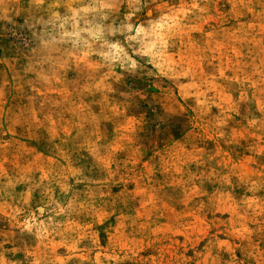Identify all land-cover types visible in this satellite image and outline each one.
Here are the masks:
<instances>
[{
  "label": "rangeland",
  "instance_id": "374dc122",
  "mask_svg": "<svg viewBox=\"0 0 264 264\" xmlns=\"http://www.w3.org/2000/svg\"><path fill=\"white\" fill-rule=\"evenodd\" d=\"M0 264H264V0H0Z\"/></svg>",
  "mask_w": 264,
  "mask_h": 264
}]
</instances>
